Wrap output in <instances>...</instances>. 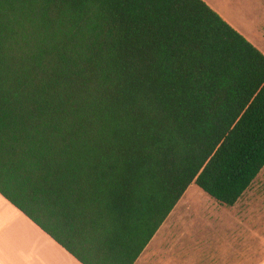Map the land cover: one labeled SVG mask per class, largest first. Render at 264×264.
Returning <instances> with one entry per match:
<instances>
[{"label": "trees", "instance_id": "trees-1", "mask_svg": "<svg viewBox=\"0 0 264 264\" xmlns=\"http://www.w3.org/2000/svg\"><path fill=\"white\" fill-rule=\"evenodd\" d=\"M263 168L264 53L204 0H0V193L83 264Z\"/></svg>", "mask_w": 264, "mask_h": 264}, {"label": "rangeland", "instance_id": "rangeland-1", "mask_svg": "<svg viewBox=\"0 0 264 264\" xmlns=\"http://www.w3.org/2000/svg\"><path fill=\"white\" fill-rule=\"evenodd\" d=\"M209 1L250 38L264 35V0ZM179 208L189 214L184 221L197 227V237L206 239L212 264H264V172L235 206L220 204L192 184Z\"/></svg>", "mask_w": 264, "mask_h": 264}, {"label": "crops", "instance_id": "crops-1", "mask_svg": "<svg viewBox=\"0 0 264 264\" xmlns=\"http://www.w3.org/2000/svg\"><path fill=\"white\" fill-rule=\"evenodd\" d=\"M204 1L264 53V35L250 38L213 2ZM181 201L134 264H212L206 239H199L197 227L184 221L189 214L179 208ZM0 264L83 263L0 193Z\"/></svg>", "mask_w": 264, "mask_h": 264}]
</instances>
